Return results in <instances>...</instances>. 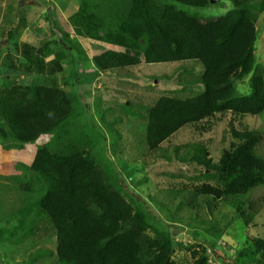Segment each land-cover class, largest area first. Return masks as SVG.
<instances>
[{"label":"trees","instance_id":"trees-1","mask_svg":"<svg viewBox=\"0 0 264 264\" xmlns=\"http://www.w3.org/2000/svg\"><path fill=\"white\" fill-rule=\"evenodd\" d=\"M229 1L233 8L217 17H203L187 9L206 8L210 0H80L78 8L70 13L68 22L77 37L117 47L93 56L98 71L115 72L161 62H195L201 66L198 77L182 81L190 95L164 94L149 108V150L166 152L161 144L185 126L205 132L209 127L203 123L218 114L244 117L264 112V69L257 64L256 56L257 23L264 12V0ZM27 26L26 18L17 15L4 32L6 40L14 39ZM70 33L61 37V43L73 49L78 44L71 45ZM20 48L18 56L24 62L6 56L0 66L14 71L29 63L36 67L37 74L50 76L64 70L60 55L46 60L45 47ZM26 67L33 71L28 64ZM252 72L250 93L235 96L237 82ZM197 85L198 91L193 88ZM81 104L77 94L58 85L15 83L0 87V117L6 123V127H0V135L6 143H31L42 135L51 136L38 147L31 166L18 163L17 167L34 176L33 181L21 183L23 189L37 188L45 193L40 206L56 234L58 262L177 264L173 235L157 229L151 233L143 199L136 196L134 202L127 198L115 182L114 171L92 153L94 139L68 127L81 114ZM230 123L233 140L218 161L203 141L174 145L173 150L178 160L202 167L205 177L215 181H204L194 190L216 201L236 204L237 213L249 227L261 204L234 198L264 186V158L257 154L264 131L239 130L233 121ZM183 148L187 157L179 156ZM19 176L0 178L17 181ZM210 249L214 252L216 245L190 249L191 264H208ZM235 251L234 264H264V238L249 237Z\"/></svg>","mask_w":264,"mask_h":264},{"label":"rangeland","instance_id":"rangeland-1","mask_svg":"<svg viewBox=\"0 0 264 264\" xmlns=\"http://www.w3.org/2000/svg\"><path fill=\"white\" fill-rule=\"evenodd\" d=\"M79 1L0 0V61L11 56L17 63L24 62L18 56L20 46L31 45L45 47L47 61L58 54L64 63V70L56 76L37 74L36 67L29 63L21 66V70H10L9 75L8 70L0 66V87L15 83L62 84L65 90L77 94L82 112L68 127L72 132L82 130L94 139L92 153L114 171L115 182L122 186L127 198L143 199L152 225L151 233L157 229L173 235L177 264H191L190 249L213 243L216 250L209 251L210 257L215 258L217 264H225L224 259L234 264L235 250L241 249L249 237L264 238V186L234 198L237 202L249 199L261 204L259 214L247 227L237 213L236 204L216 201L194 190L204 181H215L205 177L202 167L178 160L173 146L203 141L218 161L233 140L230 122L233 121L239 130L259 128L264 131V112L244 117L218 114L210 122L203 123L209 127L205 132L185 126L161 144L166 152L149 150L146 141L149 108L164 94L190 95L182 81L198 77L202 68L195 62H161L129 66L115 72L96 70L92 58L109 47L105 42L72 39L71 45L78 44L80 48L75 46L78 49L61 43V37L66 38V33L71 32L68 17L78 8ZM210 1L206 8L187 9L203 17H217L233 8L229 0ZM17 15L26 18L28 26L8 41L4 32ZM257 26V64L264 69V12ZM27 64L32 72L27 70ZM253 75L254 72L237 82L235 96L250 93ZM193 88L199 90L198 85ZM0 127H6L1 117ZM87 136L84 135L85 140ZM43 139L41 137L38 143ZM1 141L0 135V144ZM257 152L264 158V140ZM187 155L186 148L179 153L182 157ZM29 210L33 215L24 224L21 223L23 218L13 214L0 220V264H60L55 252L54 229L48 224L40 204H34Z\"/></svg>","mask_w":264,"mask_h":264},{"label":"crops","instance_id":"crops-1","mask_svg":"<svg viewBox=\"0 0 264 264\" xmlns=\"http://www.w3.org/2000/svg\"><path fill=\"white\" fill-rule=\"evenodd\" d=\"M70 35H75V33L71 32ZM105 44H107L109 47L105 48L103 51L108 49H117L116 47L113 48V45L111 44L108 43ZM62 65L64 66V63H62ZM6 69L8 70V75H9L10 69L9 68ZM95 69L97 70L96 67ZM59 87L64 89L62 84H60ZM41 137H44V139L42 142L38 143ZM41 137L35 142H31V143L14 142L9 144L6 143L3 139L1 141L0 175L8 176V175L19 174L20 176H19V180L17 181L4 180L0 178V220L9 217L13 214L21 220L23 218V221L21 223L24 224V221H27V219L33 215L32 214L33 212H31L29 208L31 209L34 204H40V201L45 194L44 191L35 188V186H34L35 189L32 191L23 189L21 187V183H27L33 181L34 176L29 170H21L17 167L18 163H22L27 166L32 165L36 156L37 149L39 147L38 145L45 144L51 139L50 135H42ZM7 145L10 146L7 147ZM27 212H29V214ZM33 233L34 232H32V235ZM46 236L43 235L44 238ZM53 236L54 238H56V234L54 233V231H53Z\"/></svg>","mask_w":264,"mask_h":264},{"label":"built area","instance_id":"built-area-1","mask_svg":"<svg viewBox=\"0 0 264 264\" xmlns=\"http://www.w3.org/2000/svg\"><path fill=\"white\" fill-rule=\"evenodd\" d=\"M70 37H71V38H75L74 35H71ZM209 251H211L212 253H214L211 249H210ZM209 251H208V257H209V259H208V264H217L216 259L210 257V255H209Z\"/></svg>","mask_w":264,"mask_h":264},{"label":"clouds","instance_id":"clouds-1","mask_svg":"<svg viewBox=\"0 0 264 264\" xmlns=\"http://www.w3.org/2000/svg\"><path fill=\"white\" fill-rule=\"evenodd\" d=\"M71 36V35H70ZM75 36V38H78L76 35H74ZM71 38V37H70ZM75 38H73V39H75ZM78 40V39H77Z\"/></svg>","mask_w":264,"mask_h":264}]
</instances>
